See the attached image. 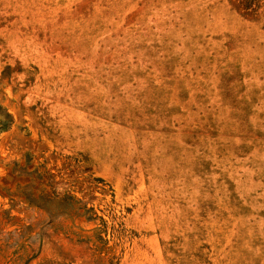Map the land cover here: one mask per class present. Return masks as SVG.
Listing matches in <instances>:
<instances>
[{
	"label": "rangeland",
	"instance_id": "1",
	"mask_svg": "<svg viewBox=\"0 0 264 264\" xmlns=\"http://www.w3.org/2000/svg\"><path fill=\"white\" fill-rule=\"evenodd\" d=\"M0 264H264V0H0Z\"/></svg>",
	"mask_w": 264,
	"mask_h": 264
},
{
	"label": "trees",
	"instance_id": "2",
	"mask_svg": "<svg viewBox=\"0 0 264 264\" xmlns=\"http://www.w3.org/2000/svg\"><path fill=\"white\" fill-rule=\"evenodd\" d=\"M6 128L5 122H0V131H3Z\"/></svg>",
	"mask_w": 264,
	"mask_h": 264
}]
</instances>
